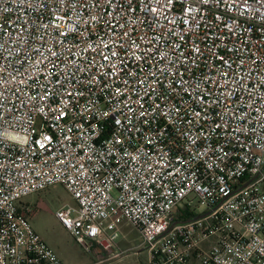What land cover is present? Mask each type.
<instances>
[{"label": "built area", "instance_id": "2783aa9c", "mask_svg": "<svg viewBox=\"0 0 264 264\" xmlns=\"http://www.w3.org/2000/svg\"><path fill=\"white\" fill-rule=\"evenodd\" d=\"M56 184L87 250L264 264V0H0V264H62Z\"/></svg>", "mask_w": 264, "mask_h": 264}, {"label": "rangeland", "instance_id": "374dc122", "mask_svg": "<svg viewBox=\"0 0 264 264\" xmlns=\"http://www.w3.org/2000/svg\"><path fill=\"white\" fill-rule=\"evenodd\" d=\"M75 204L72 194L61 184L52 185L23 198V206L31 208L30 222L36 232L55 251L62 264H151L149 250L143 244L141 232L133 225H121L119 246L122 255L112 256L107 260L103 251L92 247L87 250L70 231L60 222L57 210L66 204ZM198 212L206 207L197 206ZM131 247L129 249H126Z\"/></svg>", "mask_w": 264, "mask_h": 264}, {"label": "crops", "instance_id": "0c3cea01", "mask_svg": "<svg viewBox=\"0 0 264 264\" xmlns=\"http://www.w3.org/2000/svg\"><path fill=\"white\" fill-rule=\"evenodd\" d=\"M129 248H131V247H128V248H126V249H129ZM102 254H104V256H108L107 260H108V259H109V260H111V259H115V258H110V257H109V255L112 254V253L109 252V251H104ZM112 256H113V254H112ZM100 262H101V261L97 262L96 264H99ZM190 264H198V261H197L195 258H193V259L191 260Z\"/></svg>", "mask_w": 264, "mask_h": 264}, {"label": "trees", "instance_id": "16d2710c", "mask_svg": "<svg viewBox=\"0 0 264 264\" xmlns=\"http://www.w3.org/2000/svg\"><path fill=\"white\" fill-rule=\"evenodd\" d=\"M197 214H195V212L194 211H189V210H187V211H185V219H188V218H190V217H194V216H196Z\"/></svg>", "mask_w": 264, "mask_h": 264}, {"label": "water", "instance_id": "95a60500", "mask_svg": "<svg viewBox=\"0 0 264 264\" xmlns=\"http://www.w3.org/2000/svg\"><path fill=\"white\" fill-rule=\"evenodd\" d=\"M203 215H200V216H198V217H202Z\"/></svg>", "mask_w": 264, "mask_h": 264}]
</instances>
